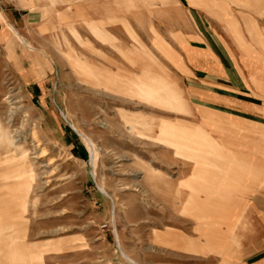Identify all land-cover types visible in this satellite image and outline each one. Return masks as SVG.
<instances>
[{"label": "rangeland", "instance_id": "rangeland-1", "mask_svg": "<svg viewBox=\"0 0 264 264\" xmlns=\"http://www.w3.org/2000/svg\"><path fill=\"white\" fill-rule=\"evenodd\" d=\"M243 3L211 0L213 30L227 35L217 6L231 20L218 4L241 22ZM53 28H8L0 48V264L207 262L184 211L217 222L219 205L240 199L237 174H262L264 185V168L237 158L250 145L181 122L188 113L174 80L122 64L115 38L99 27L91 28L94 41ZM38 52L44 56L34 58ZM28 67L36 80L22 75ZM111 75L130 83L126 90L106 84ZM215 228L198 226L204 247H218ZM188 230L195 256L187 259L161 231Z\"/></svg>", "mask_w": 264, "mask_h": 264}, {"label": "crops", "instance_id": "crops-1", "mask_svg": "<svg viewBox=\"0 0 264 264\" xmlns=\"http://www.w3.org/2000/svg\"><path fill=\"white\" fill-rule=\"evenodd\" d=\"M242 2L248 10L240 13L241 22L218 4L231 17L223 18L217 6L227 32L221 35L212 28L211 0H0V48L8 40V28L22 33L72 28L94 41L91 28L97 26L115 38L123 52L122 64L148 66L158 74L165 71L174 80L188 113L181 122L223 130L210 135L231 145H250L238 150L237 158L264 168V148L253 147L264 145V0ZM22 75L37 79L29 67ZM237 176L242 178L236 190L240 199L219 205L217 222L200 221L184 211L188 216L183 223L196 225L201 239L199 250L207 260L202 264H264V185L257 184L262 174L256 175L258 180ZM206 223L216 225L217 248L203 246L198 226ZM161 233L168 244L181 248L178 254L195 256L189 230Z\"/></svg>", "mask_w": 264, "mask_h": 264}, {"label": "bare ground", "instance_id": "bare-ground-1", "mask_svg": "<svg viewBox=\"0 0 264 264\" xmlns=\"http://www.w3.org/2000/svg\"><path fill=\"white\" fill-rule=\"evenodd\" d=\"M74 56H76V55H74ZM71 62L74 64V66L78 70V72L81 73L82 75L90 74L89 73L90 68L86 64H84L83 62H81L80 59H78V60H75V59L72 60L71 59ZM86 70H87V73H86ZM100 74L104 75L105 73L102 72ZM107 77H110V78L107 79L108 81H106V84L109 83L110 85H115V86L117 85V86L121 87L123 90H126V88L128 87V85L130 84V83H127L125 81H122L121 78H119V76L116 77L115 75L114 76L111 75V76H107ZM102 191L104 192V190H102Z\"/></svg>", "mask_w": 264, "mask_h": 264}]
</instances>
